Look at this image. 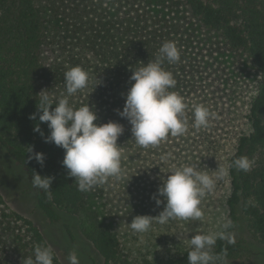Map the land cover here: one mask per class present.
<instances>
[{"label": "trees", "instance_id": "trees-1", "mask_svg": "<svg viewBox=\"0 0 264 264\" xmlns=\"http://www.w3.org/2000/svg\"><path fill=\"white\" fill-rule=\"evenodd\" d=\"M174 2L167 7L162 0H0V145L31 183L34 172L53 177L50 197L33 186L45 219L59 222V210L83 214L90 223L87 237L105 264L119 263L123 256L119 235L99 222L96 201L103 189L77 190L75 178L62 165L64 150L44 140L50 130L47 122L39 121L37 106L40 96L47 93L54 100L51 111L67 95L64 73L79 65L89 73V84L68 97L69 103L76 109L88 104L97 115L95 123H120L124 129L117 140L120 151L144 150L154 159H178L181 166L191 151L205 157L213 152L218 157L219 146H212L208 135L192 139L196 130L186 114L188 131L183 136L168 135L147 148L136 144L129 121L119 115L134 83L132 72L154 61L166 41H175L181 54L178 62L163 64L177 82L170 91L188 104L196 92L205 95L216 88L210 71H205L208 67L195 57L183 34L184 21L176 8L184 7L202 28L221 37L225 49L245 55L256 75V90L246 114L249 131L237 135L227 160L228 167L240 156L253 162L248 172L229 168L226 207L233 226L228 231L231 235L240 232L242 237L231 244L218 239L210 250L222 257L218 264H251L264 253V0ZM32 114L35 119H30ZM37 125L43 135L34 131ZM35 152L44 154L43 166L29 159ZM63 225L73 238L69 226ZM38 244L49 245L44 233L8 210L0 193V264H24ZM190 250L156 264H188ZM54 264H61L55 252Z\"/></svg>", "mask_w": 264, "mask_h": 264}, {"label": "rangeland", "instance_id": "rangeland-1", "mask_svg": "<svg viewBox=\"0 0 264 264\" xmlns=\"http://www.w3.org/2000/svg\"><path fill=\"white\" fill-rule=\"evenodd\" d=\"M162 1L167 7L175 4L174 0ZM159 6L165 8L160 4ZM176 9L177 16L184 21L183 34L191 43L195 57L208 67L205 71H210L217 85L205 95L203 92H196L190 97L187 101V112L191 114H185L190 123H193V108L199 104H203L214 114L208 127H194L196 131L192 139L208 135L213 142L212 146H219L218 157L213 152L210 153L211 156L205 157L199 152L191 151L185 165L196 166L198 170L212 174L217 167H228L227 160L234 151L237 135L249 131L246 114L249 100L256 90V75L245 55L229 52L218 34L202 28L184 7L179 6ZM121 153V178H109L92 189L104 191L96 201L100 213L99 222L117 232L121 240L123 256L117 264H156L191 249L192 235L222 231L221 226L228 221V176L217 181L214 190L202 199V220L174 218L165 224L154 220L148 232H134L130 222L135 216H156L162 211L165 202L157 189L162 185L163 179L182 163L178 159L148 157L149 153L144 150L132 149ZM0 193L8 210L30 220L44 233L61 264H69L67 257L73 249L77 252L80 264H105L87 237L90 223L86 216L59 210V222L50 223L45 219L37 207L35 192L28 175L1 145ZM157 198L162 201L160 205L156 204ZM63 224L69 226L73 238L68 236ZM232 237L239 239L242 234L234 232ZM260 254L262 256L253 257L254 262L251 264H264V253Z\"/></svg>", "mask_w": 264, "mask_h": 264}, {"label": "clouds", "instance_id": "clouds-1", "mask_svg": "<svg viewBox=\"0 0 264 264\" xmlns=\"http://www.w3.org/2000/svg\"><path fill=\"white\" fill-rule=\"evenodd\" d=\"M180 55L176 42L166 41L161 45L154 61L132 72L130 79L134 83L125 95L119 115L129 121L132 137L141 147L156 146L168 135L183 136L188 131V120L185 118L188 106L182 96L176 91H170L177 82L173 74L163 67L165 61L169 64L178 62ZM64 79L67 95L55 102L51 111L49 109L54 104L53 98L47 93L40 96L37 106L39 121L47 122L50 130L44 137L45 142L54 143L64 150L62 165L68 170L67 174L75 178L77 190L87 192L109 178H121L122 153L117 140L124 129L120 123L111 120L95 123L97 115L88 104L76 109L69 103L68 97L88 86L90 77L86 70L79 65L72 66L64 73ZM96 81L94 86L99 83L97 79ZM213 115L203 104L194 106L193 126L208 127ZM30 119H35V114ZM34 131L41 132L39 125ZM33 158L43 166L45 156L42 152L29 156V159ZM252 166L253 162L248 157L240 156L229 167H217L212 174L192 165L175 168L157 189L165 202L162 211L156 216H135L130 222L131 229L137 233H146L154 220L160 224L174 218L202 220V199L214 190L217 181L229 175V168L235 167L248 172ZM34 173L33 186L50 197L53 177H42L39 173ZM161 203V199L157 198L156 204ZM232 226V222L227 221L221 226L222 231L192 235L191 250L187 255L188 264H218L222 257L213 255L210 250L218 239L235 243L228 231ZM67 259L69 264H80L75 249L69 252ZM24 264H54V251L49 245L38 244L34 248V256L26 258Z\"/></svg>", "mask_w": 264, "mask_h": 264}]
</instances>
